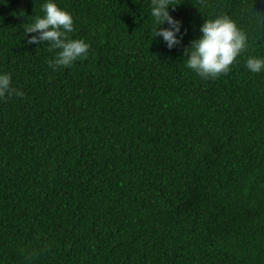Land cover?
<instances>
[{
	"label": "trees",
	"instance_id": "1",
	"mask_svg": "<svg viewBox=\"0 0 264 264\" xmlns=\"http://www.w3.org/2000/svg\"><path fill=\"white\" fill-rule=\"evenodd\" d=\"M45 2L0 0V264H264V0H174L172 50L151 0H55L90 45L56 71ZM223 14L249 47L202 80L184 51Z\"/></svg>",
	"mask_w": 264,
	"mask_h": 264
},
{
	"label": "clouds",
	"instance_id": "2",
	"mask_svg": "<svg viewBox=\"0 0 264 264\" xmlns=\"http://www.w3.org/2000/svg\"><path fill=\"white\" fill-rule=\"evenodd\" d=\"M176 4L178 3L174 4V0H151L153 38H160L169 50L179 45L183 39L181 22L168 11ZM41 10L43 16L35 17L25 27V36L28 37L29 44L48 42V51L55 52L48 61V67L53 71L66 69L87 58L90 45L83 39H73L70 36L74 31L72 14L59 7L55 0H46ZM251 13L257 14L252 10ZM258 17L264 22L259 15ZM164 25L167 26L162 27ZM199 31L201 35L185 49L184 55L187 57V67L202 80H213L227 74L237 63L238 57L249 47L247 32L227 14L205 20ZM245 67L252 74H264V56H248ZM23 95L22 91L13 87L11 75L0 72V100Z\"/></svg>",
	"mask_w": 264,
	"mask_h": 264
}]
</instances>
